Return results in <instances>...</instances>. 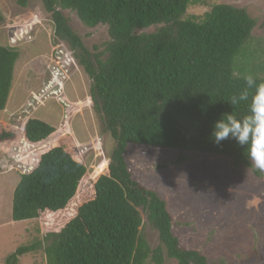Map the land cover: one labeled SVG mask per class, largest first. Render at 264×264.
Returning a JSON list of instances; mask_svg holds the SVG:
<instances>
[{"label":"trees","instance_id":"16d2710c","mask_svg":"<svg viewBox=\"0 0 264 264\" xmlns=\"http://www.w3.org/2000/svg\"><path fill=\"white\" fill-rule=\"evenodd\" d=\"M40 1L51 14L53 42L67 44L90 77L89 102L115 143L106 171L90 179L80 156L65 142H51L37 163L21 174L12 219L51 220L40 243L47 264H164L166 256L179 264H210L205 253L182 245L166 199L134 178L127 151L130 143L168 147L180 151L173 164L195 151L222 155L236 168H250L235 141L218 146L209 135L222 113H247V102L233 109L229 103L245 88L246 75L264 82L263 66L235 71L257 20L246 8L229 3L186 16L190 5H208V0ZM18 2L26 6L28 0ZM65 9L76 12L87 26L107 25L110 41L105 49L88 48ZM40 16L24 20L17 37L29 33ZM4 21L0 6V27ZM153 25H159L153 32H138ZM19 57L15 44H0V110L7 108ZM24 128L33 143L54 131L35 117L28 118ZM15 138V132L0 129V142ZM143 214L159 233L161 245L155 248L143 232ZM37 248V243L21 246L7 260L14 264L18 255Z\"/></svg>","mask_w":264,"mask_h":264},{"label":"rangeland","instance_id":"374dc122","mask_svg":"<svg viewBox=\"0 0 264 264\" xmlns=\"http://www.w3.org/2000/svg\"><path fill=\"white\" fill-rule=\"evenodd\" d=\"M18 1L0 0L5 16L0 44L13 43L20 52L11 97L7 108L0 110V129L16 133V141L0 142V264H10L7 259L19 247L33 243L39 248L18 255L14 264H47L40 243L51 220L12 219L13 193L21 174L37 163L55 141V145L65 142L72 153L80 156L93 179L106 171L115 141L105 132L100 113L89 102L90 77L67 44L53 42L51 14L40 0H28L26 6ZM208 2L190 5L186 16L201 15L217 3L246 8L257 25L246 53L236 61L235 71L240 73L248 66L264 68V0ZM63 12L88 48L105 49L110 41L107 25L90 27L76 12ZM37 13L41 16L32 22L31 31L17 37L24 20ZM158 27L138 32L150 33ZM30 117L48 122L54 131L27 145L23 126ZM179 152L175 148L130 143L127 161L135 179L166 199L174 234L182 245L205 253L210 264H264V172L258 177L251 168H236L225 156L195 151H187L185 161L173 164ZM143 216V232L155 248L161 245L159 233ZM164 264L179 263L166 256Z\"/></svg>","mask_w":264,"mask_h":264},{"label":"clouds","instance_id":"9594fccd","mask_svg":"<svg viewBox=\"0 0 264 264\" xmlns=\"http://www.w3.org/2000/svg\"><path fill=\"white\" fill-rule=\"evenodd\" d=\"M244 80L245 88L231 96L229 103L233 109L247 102V113H222L212 125L209 140L218 146L226 140L235 141L243 149L248 167L264 172V82L257 83L251 74Z\"/></svg>","mask_w":264,"mask_h":264},{"label":"crops","instance_id":"0c3cea01","mask_svg":"<svg viewBox=\"0 0 264 264\" xmlns=\"http://www.w3.org/2000/svg\"><path fill=\"white\" fill-rule=\"evenodd\" d=\"M10 97H11V96H10ZM4 121H5V120H4ZM24 125H25V124H24ZM23 127H24V126H23ZM23 130H24L23 132H24V134H25V128H23ZM24 138H25V139H24ZM24 138H23V141L26 142V140H27L26 144L28 145V142H29V141H28V139L26 138L25 135H24ZM14 141H16V139H15V140H12L11 142H14ZM27 145H25V146H27ZM13 155H14V153H12V156H13ZM9 156H11V155H9ZM16 160H17V159H16Z\"/></svg>","mask_w":264,"mask_h":264}]
</instances>
